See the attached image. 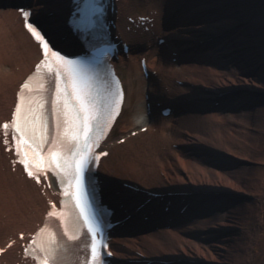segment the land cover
I'll return each mask as SVG.
<instances>
[{
    "label": "bare ground",
    "instance_id": "6f19581e",
    "mask_svg": "<svg viewBox=\"0 0 264 264\" xmlns=\"http://www.w3.org/2000/svg\"><path fill=\"white\" fill-rule=\"evenodd\" d=\"M32 3L44 14L57 0ZM117 8L120 21L127 13L149 15L146 26L153 29L143 33L138 23L131 31L128 20L119 24L122 36L146 47L120 62L127 99L115 129L120 136L104 145L109 154L103 177L124 203L136 201L124 183L156 193L202 191L184 195L188 213L179 215L181 198L171 196L168 214L163 212L147 230L116 237L119 264H141L144 258L172 264H264V0H121ZM167 11L172 18L164 27ZM224 22L233 29L230 41L216 37L217 28L227 31ZM23 25L17 7H0V126L11 119L21 84L41 58ZM163 35L173 42L174 52L191 38L205 40L214 64L173 63L165 57L171 51L163 52L158 44ZM142 55L150 57L143 91L136 80L138 74L145 76ZM201 95L215 98L219 109L190 108L170 117L158 112L160 103ZM7 138L0 127V248L15 244L0 255V264H33L25 246L58 195L27 177L4 144ZM166 217L177 224L160 227L157 222L153 228Z\"/></svg>",
    "mask_w": 264,
    "mask_h": 264
},
{
    "label": "snow or ice",
    "instance_id": "6c2138e0",
    "mask_svg": "<svg viewBox=\"0 0 264 264\" xmlns=\"http://www.w3.org/2000/svg\"><path fill=\"white\" fill-rule=\"evenodd\" d=\"M90 3L95 6V11L97 13H100L103 11L102 8L95 5V0H86L85 6L83 8H80L78 6V12L81 15H83L87 11V8ZM20 11H21V15L24 18L26 19L31 18L32 16L31 11L29 10H20ZM26 28L41 46V52L44 57V60L41 61V65L37 66L38 68L45 66L47 64V58L49 56H52V57H56L59 62H61L65 66H68L72 70L71 78H70V88H69V82L66 81L65 87L61 89L59 87V84L56 83V81H58L60 78V74L59 73L54 74V81H53L54 87L52 89L53 97H54V100H59L61 95H63L64 97L72 98V109L74 110L76 117L80 120L81 127H80V134L73 135L71 139L77 142H83L84 151L86 152L89 151L88 149V139H89L88 133L90 131L89 123L92 120L99 117L100 110L96 107L94 100L90 98V92L87 91L85 87H83V85L85 84V77L83 75V70L77 66L76 61L68 59L65 55H61L60 51H55L54 50L55 45L50 46L49 40L56 39V36L53 33L45 30L44 33L42 34L41 31L38 30V28L31 22L26 24ZM46 36L48 37V39L45 38ZM62 50L63 49H61V51ZM29 80H31V77H29ZM27 89H29V83L25 82L22 84L20 91L17 93L19 103L17 104L15 108V116L11 122V127L15 130V132L17 133V137H18L17 144H16V151L18 155H26V153L20 150L21 141H23L25 146H28V141L23 140V137L26 135L25 128L20 123L22 119L21 111H22V105L24 102V90H27ZM116 96L118 97L116 104H117V107H119V104L122 99V93H121V89L119 85H117ZM68 103L69 101L65 99L64 101L65 108H67ZM43 107L44 105H41V108ZM53 116L55 120V125L57 128H59L60 127L59 114L56 112L55 109H53ZM0 127H2L7 133L9 129V124L5 123ZM65 135H67V133H65ZM51 142L52 140L44 141V143H51ZM8 143L9 141L5 139L4 144L8 145ZM50 155L53 161L57 159L58 154L50 153ZM102 155L107 156L108 153L105 152V153H102ZM98 159H99V156L82 158L79 161H77L75 164V180L77 184V207L79 208L80 216L82 217L85 225H87L88 231L92 233L93 237H95L96 232L93 230L92 218L88 212V201L84 199L82 202L80 197H81V194L86 196V192L83 187L84 169L87 167V165L90 163L91 160H98ZM19 163L24 165V168H25V171L27 172L28 177H30L36 183L40 182V178L42 175H46V169L37 167V169L33 171L27 160H20ZM54 167L56 169H59L60 164L55 163ZM65 195H67V193H65ZM52 207H55V205H52ZM51 215H53V213L50 212L49 216ZM44 230H45L44 228H40L38 232L36 233V235H39L40 232H43ZM19 238L23 240L24 239L23 234H20ZM30 239H31L32 244L35 245L36 243L35 239H32V238ZM14 244H15L14 240L11 241L10 243H6V246L4 248H0V255H4L8 251V249L11 248ZM92 254L94 257L97 255V249H96L95 244L92 245ZM107 255H111V253L109 252L107 253ZM97 264H99V262H97Z\"/></svg>",
    "mask_w": 264,
    "mask_h": 264
},
{
    "label": "rangeland",
    "instance_id": "374dc122",
    "mask_svg": "<svg viewBox=\"0 0 264 264\" xmlns=\"http://www.w3.org/2000/svg\"><path fill=\"white\" fill-rule=\"evenodd\" d=\"M136 8H138V6H136ZM136 80H137L139 89L141 91H143L144 87H146V85H147V81H146L145 77L142 74H138V76L136 77ZM115 136L119 137L120 134H116Z\"/></svg>",
    "mask_w": 264,
    "mask_h": 264
}]
</instances>
